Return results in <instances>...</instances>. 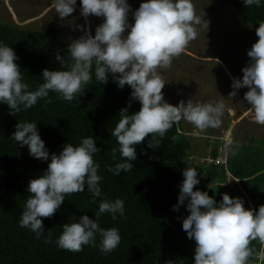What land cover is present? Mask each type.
Returning a JSON list of instances; mask_svg holds the SVG:
<instances>
[{"label":"clouds","instance_id":"obj_1","mask_svg":"<svg viewBox=\"0 0 264 264\" xmlns=\"http://www.w3.org/2000/svg\"><path fill=\"white\" fill-rule=\"evenodd\" d=\"M262 2L242 0L246 7H260ZM51 3L61 20L70 17L77 7V0ZM79 9L85 24L76 27L82 35L72 39L63 54L56 52L59 68L42 70L43 82L34 90L23 78L14 49L0 41V104H6L10 114L27 111L39 100L51 103L50 92L72 102L85 93L93 76L103 85L111 78L120 89L128 86L129 107L131 101H138L140 108L130 113L125 107L117 115L119 119L111 131L117 141V147L111 150L115 164L108 167L113 175L133 169L137 146L146 137L151 136L148 148L159 149L166 132L181 120L199 132L221 127L225 111H231L223 101L201 103L189 99L172 105L162 92L165 81L159 70L169 68L173 59L197 38L196 26L203 24L208 28V21L196 14L192 0H141L135 10L129 0H79ZM90 16L102 18L94 35L88 24ZM255 33L258 39L247 50L249 59L241 69L243 76L231 78L233 91L229 96L233 98L239 89L247 87L244 100L250 105L252 119L264 125V20L255 27ZM11 139L21 147L27 146L31 157L48 161L42 174L28 182L29 195L19 226L40 239L45 232L42 218H50L60 210L66 196L87 189L93 200L101 198L95 219L87 214L78 219L71 216L62 225L55 244L60 249L79 252L85 245L97 246L99 235L101 254L113 252L121 241L119 230L101 227L99 217L107 213L113 220L122 218L125 206L120 198H103V177L98 174L100 164L94 159L101 148L94 136L84 137L76 145L66 142L58 153H50L37 122L18 121ZM233 144L231 134H226L224 148L232 151ZM197 173L195 167L182 170L183 180L173 205V211H179L181 205L186 207L188 214L179 219L187 237L195 241L193 264H264V205L258 210L245 208L242 198L227 193L217 201L207 191L195 188L200 183ZM44 241L52 243L51 235L44 236ZM253 241L259 243V249Z\"/></svg>","mask_w":264,"mask_h":264},{"label":"trees","instance_id":"obj_2","mask_svg":"<svg viewBox=\"0 0 264 264\" xmlns=\"http://www.w3.org/2000/svg\"><path fill=\"white\" fill-rule=\"evenodd\" d=\"M223 1L254 28L264 20V2L260 7H246L242 0ZM0 41L14 49L23 78L33 90L43 82L42 70L59 68L56 52L60 50L63 54L69 44L51 29L31 30L2 21ZM84 92L72 102L58 99L57 93L50 92L51 103L39 100L31 109L15 116L6 104H0V264H193L195 241L187 237L179 219L188 214L186 207L181 205L179 211H173L183 180L182 170L186 167H195L198 171L200 183L195 188L207 191L217 201L222 199L224 193L220 189L229 171L239 182L225 193L242 198L245 208L250 204L258 210L264 205V136L254 135L248 142L233 147L226 164L199 163L189 158L193 144L187 135L178 131L184 128L181 120L166 132L159 149L148 148L151 136L146 137L137 146L133 169L113 175L108 167L115 164L111 150L117 147V141L111 131L119 119L120 109L128 107L130 113L135 112L140 103L131 101L129 107L131 89L128 86L120 89L111 78L103 85L93 76ZM18 121L37 122L50 153H58L66 142L76 145L82 138L94 136L101 148L94 159L100 164L98 174L103 177L100 181L103 198H120L125 206L122 218L113 220L107 213L99 217L101 227L119 230L121 241L113 252L101 254L99 235L97 246L85 245L79 252L63 250L55 244L62 225L71 216L78 219L87 214L95 219L101 198L93 200L87 189L66 196L60 210L50 218H42L45 232L40 239L19 226L29 195L28 182L42 174L48 161L31 157L27 146L21 147L11 139ZM211 155H218L216 147ZM49 234L53 242L45 243L44 236ZM252 244L259 249L258 242Z\"/></svg>","mask_w":264,"mask_h":264},{"label":"rangeland","instance_id":"obj_3","mask_svg":"<svg viewBox=\"0 0 264 264\" xmlns=\"http://www.w3.org/2000/svg\"><path fill=\"white\" fill-rule=\"evenodd\" d=\"M192 2L196 14L208 21V28L203 24L196 26L197 38L187 45L179 57L173 59L169 68L159 71L165 81L162 89L164 99L170 104L177 105L189 99L201 103L223 101L231 108V111H225L220 128H209L204 132H199L193 125L182 120V130L193 144L189 158L202 163L201 160L209 156L214 145L208 148L211 140L216 141V148L220 150L221 139L218 138H225L230 133L234 141L233 147H236L248 142L254 135L263 137L264 125L256 124L252 119L250 105L244 100L247 87L239 89L235 97L229 96L233 91L231 78H242L241 69L249 59L247 50L258 39L255 28H249L248 25L251 24L223 0ZM140 3L141 0H129L133 10ZM129 20L132 22L131 14ZM0 21L31 30L51 29L67 43L82 35L76 26L85 24L84 18L80 16L79 0L76 11L65 20L56 15L51 0H0ZM101 22L102 18L99 17L88 18L93 35ZM235 183L237 181L228 174L227 181L220 190L222 193H229ZM248 206L253 207L250 204Z\"/></svg>","mask_w":264,"mask_h":264},{"label":"bare ground","instance_id":"obj_4","mask_svg":"<svg viewBox=\"0 0 264 264\" xmlns=\"http://www.w3.org/2000/svg\"><path fill=\"white\" fill-rule=\"evenodd\" d=\"M178 131L181 132L182 134H185L181 127L178 128ZM217 137L215 139H217ZM218 139H221L220 147L222 146V149H220V150L217 149L218 155L215 156V157H212V155H211V151L214 149V147H216V144H217L216 141L213 139V140L210 141V144L208 146V148L210 149L211 145L214 144L213 147L210 149L209 156L204 157L203 160H201V161L205 162L206 164H208L210 162L226 164L228 162V153H229V151H227L225 148L223 149L225 138H223V136H221ZM189 157H191V156H189ZM221 160H223V161H221ZM227 172H228V174L230 175V177L233 180L238 181L237 178L234 177L229 171H227Z\"/></svg>","mask_w":264,"mask_h":264}]
</instances>
